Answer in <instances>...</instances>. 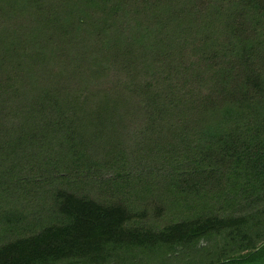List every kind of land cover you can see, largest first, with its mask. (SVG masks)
<instances>
[{"label": "trees", "instance_id": "trees-1", "mask_svg": "<svg viewBox=\"0 0 264 264\" xmlns=\"http://www.w3.org/2000/svg\"><path fill=\"white\" fill-rule=\"evenodd\" d=\"M0 264H264V0H0Z\"/></svg>", "mask_w": 264, "mask_h": 264}]
</instances>
